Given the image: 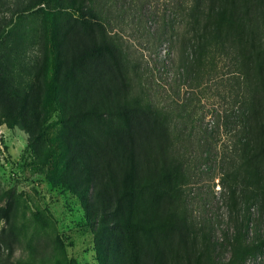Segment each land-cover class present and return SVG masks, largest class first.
<instances>
[{
  "label": "trees",
  "instance_id": "trees-1",
  "mask_svg": "<svg viewBox=\"0 0 264 264\" xmlns=\"http://www.w3.org/2000/svg\"><path fill=\"white\" fill-rule=\"evenodd\" d=\"M151 1L17 3L23 13L42 14L35 76L55 83L59 120L78 128L80 118L94 117L101 129L106 126V150L84 129L88 141L76 136L85 143L70 152L80 195L85 202L97 179L92 157L103 156V217L114 221L131 264L256 262L264 257V35L258 1L164 0L156 11L148 10ZM128 20L144 33L139 52L114 32ZM197 163L209 173L220 170L228 214L219 238L221 221L195 214L191 184ZM154 193L159 201H151ZM103 252L100 264H117ZM4 255L0 245V264H10Z\"/></svg>",
  "mask_w": 264,
  "mask_h": 264
},
{
  "label": "rangeland",
  "instance_id": "rangeland-1",
  "mask_svg": "<svg viewBox=\"0 0 264 264\" xmlns=\"http://www.w3.org/2000/svg\"><path fill=\"white\" fill-rule=\"evenodd\" d=\"M18 1L0 0V245L4 256L10 257V264H100L106 258L104 250L110 252L107 260L131 264L121 248L120 232L114 233V221L103 217L106 160L92 157L97 179L85 202L72 175L70 152L78 143L85 145L83 139L89 140L80 131L95 137L106 150V126L101 129L94 117L80 118L78 128L59 120L55 83L35 76L42 14L21 12ZM163 1L152 0L148 10L162 9ZM257 1L264 35V0ZM138 27L128 20L115 26L114 32L123 34L139 52L144 33ZM211 103L220 104L217 99ZM197 171L191 184L195 214L221 221L219 238L228 214L220 193V170L209 173L198 164ZM150 197L159 201L155 193ZM229 257L228 252L223 254L225 263ZM263 263L264 257L249 262Z\"/></svg>",
  "mask_w": 264,
  "mask_h": 264
}]
</instances>
